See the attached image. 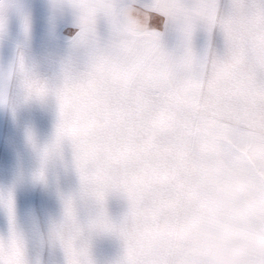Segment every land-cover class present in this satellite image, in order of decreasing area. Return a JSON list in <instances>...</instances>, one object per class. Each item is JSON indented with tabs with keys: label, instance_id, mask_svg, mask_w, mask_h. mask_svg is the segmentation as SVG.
Returning <instances> with one entry per match:
<instances>
[{
	"label": "snow or ice",
	"instance_id": "1",
	"mask_svg": "<svg viewBox=\"0 0 264 264\" xmlns=\"http://www.w3.org/2000/svg\"><path fill=\"white\" fill-rule=\"evenodd\" d=\"M0 171V264H264V0H0Z\"/></svg>",
	"mask_w": 264,
	"mask_h": 264
},
{
	"label": "crops",
	"instance_id": "2",
	"mask_svg": "<svg viewBox=\"0 0 264 264\" xmlns=\"http://www.w3.org/2000/svg\"><path fill=\"white\" fill-rule=\"evenodd\" d=\"M48 125L47 123L44 125V131H47ZM0 176H2V171H0ZM3 224V217L0 216V226Z\"/></svg>",
	"mask_w": 264,
	"mask_h": 264
},
{
	"label": "rangeland",
	"instance_id": "3",
	"mask_svg": "<svg viewBox=\"0 0 264 264\" xmlns=\"http://www.w3.org/2000/svg\"><path fill=\"white\" fill-rule=\"evenodd\" d=\"M36 191L39 192V189H37Z\"/></svg>",
	"mask_w": 264,
	"mask_h": 264
}]
</instances>
